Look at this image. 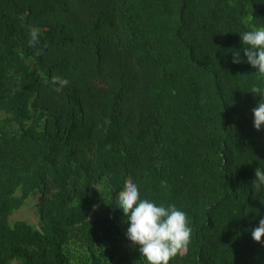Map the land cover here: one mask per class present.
<instances>
[{"label":"trees","instance_id":"16d2710c","mask_svg":"<svg viewBox=\"0 0 264 264\" xmlns=\"http://www.w3.org/2000/svg\"><path fill=\"white\" fill-rule=\"evenodd\" d=\"M256 28L264 0H0V264H146L115 208L129 178L187 213L169 264H264ZM36 193L37 227L10 221Z\"/></svg>","mask_w":264,"mask_h":264},{"label":"clouds","instance_id":"9594fccd","mask_svg":"<svg viewBox=\"0 0 264 264\" xmlns=\"http://www.w3.org/2000/svg\"><path fill=\"white\" fill-rule=\"evenodd\" d=\"M29 36V46L36 47L39 44L38 29L30 27ZM240 39L246 62L264 77V28L243 32ZM242 62L240 51L233 52L232 63ZM51 83L55 91H60L69 81L61 76H52ZM253 93L260 96L257 106L252 109L253 126L259 131L264 127V88H256ZM261 185H264V170L257 168L253 186L258 190ZM115 208L122 210L126 218L124 222L128 224L126 238L132 247L138 246L146 264H169L178 253L187 251L192 232L187 213L175 205H157L141 198L138 185L131 178L125 181L118 193ZM262 237L264 217L259 219L258 226L251 229L252 240L264 246Z\"/></svg>","mask_w":264,"mask_h":264},{"label":"rangeland","instance_id":"374dc122","mask_svg":"<svg viewBox=\"0 0 264 264\" xmlns=\"http://www.w3.org/2000/svg\"><path fill=\"white\" fill-rule=\"evenodd\" d=\"M37 196V193L36 195L29 196L22 206L12 212V214L9 216V220L12 221L14 219H25L37 227V218L34 212V203L37 200Z\"/></svg>","mask_w":264,"mask_h":264}]
</instances>
